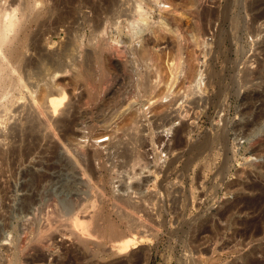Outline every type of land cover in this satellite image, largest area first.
I'll return each instance as SVG.
<instances>
[{
	"label": "rangeland",
	"instance_id": "374dc122",
	"mask_svg": "<svg viewBox=\"0 0 264 264\" xmlns=\"http://www.w3.org/2000/svg\"><path fill=\"white\" fill-rule=\"evenodd\" d=\"M0 6L20 8L31 73L46 61L51 67L65 62L67 75L45 90L53 83L70 99L50 119L41 112L40 121L28 118L34 110L28 87L18 90L25 97L15 90L0 101V264L242 263L232 251L235 227L219 215L235 197L226 185L234 187L242 176L264 181L250 170L251 162L264 164V144L256 147L261 154L253 150V136L242 126L248 114L241 112L243 94L264 87V0H0ZM76 63L89 69L90 83L77 78ZM72 119L77 123L66 122ZM125 122L135 127L130 133ZM257 126L264 136V117ZM77 200L108 213L101 224L112 218L129 228L135 247L110 255L105 245L97 255L95 247L80 250L69 234L38 236L56 203L72 214ZM136 221L142 227L130 228Z\"/></svg>",
	"mask_w": 264,
	"mask_h": 264
},
{
	"label": "bare ground",
	"instance_id": "6f19581e",
	"mask_svg": "<svg viewBox=\"0 0 264 264\" xmlns=\"http://www.w3.org/2000/svg\"><path fill=\"white\" fill-rule=\"evenodd\" d=\"M26 3V2H25ZM24 3V4H25ZM31 3V2H30ZM260 4V3H259ZM20 5V3H19ZM27 5V3H26ZM30 5V4H29ZM4 6V5H3ZM11 6V5H10ZM22 6V5H21ZM250 6V5H249ZM1 7V6H0ZM29 7L30 9V6H27V8ZM139 7V6H138ZM32 8V7H31ZM209 8V7H208ZM212 8V7H211ZM214 8V7H213ZM18 8L17 6H13L12 8H10V10L8 8H6L4 12L1 8H0V101L4 98H8L9 96L12 95L13 97V93L15 90H20V88H23L25 89V87H28L27 89H29V92L32 91V95H31V92H30V95H31V100L34 105H32V107L34 108V110L31 112V113H28L30 114V116L28 117L29 119H31L32 121L34 120H37L39 118H43V116H49V115H52L57 113L59 110H65V107H66V103L68 104L67 101V92L65 91L64 88H62L61 86L58 88V85L56 86L55 85V89L52 87V84H51V90L48 91V90H45V87H50L49 83L48 82H55L56 78L58 77H62V76H65L67 75V72L69 71V68H67L64 63H61V64H56L54 65V67H51V66H48L46 63L45 64H42L39 68L41 69H36L34 72L37 73V77H33L34 76V72L31 73L32 69H31V62H32V58L31 57H28L27 56V52L25 51V46H26V36L23 35V33H20L21 31H23V29L21 28V24L19 23V19H18V15H17V11H18ZM25 9V7H24ZM23 9V10H24ZM28 9V10H29ZM9 10V11H8ZM26 10V9H25ZM32 10V9H31ZM27 12V11H25ZM30 12V10H29ZM205 13V12H204ZM212 13V12H211ZM26 14V13H25ZM162 14V13H161ZM22 15H24V12L22 13ZM165 15V14H164ZM174 15V14H173ZM22 17V16H21ZM20 18V17H19ZM23 18V17H22ZM171 18V17H170ZM200 18V17H199ZM213 18V17H212ZM27 19V18H26ZM174 20V19H173ZM22 21V19H21ZM203 21V20H202ZM238 21V20H237ZM196 22V21H195ZM235 22V21H234ZM160 23V22H159ZM165 23V22H164ZM236 23V22H235ZM163 24V23H162ZM181 25V24H180ZM189 25V24H188ZM207 25V24H206ZM25 26H27L25 24ZM161 26V25H160ZM187 26V25H186ZM193 26V25H192ZM195 26V25H194ZM197 26V25H196ZM236 26V25H235ZM149 27V26H148ZM152 27V26H151ZM158 27V26H157ZM166 27V26H164ZM190 27V26H189ZM199 27V26H198ZM204 27V25H203ZM206 27V26H205ZM24 29L26 27H23ZM178 28V27H177ZM207 28V27H206ZM153 29V28H152ZM161 29V28H160ZM192 29V28H191ZM202 29V28H201ZM26 30V29H25ZM151 30V29H150ZM178 30V29H177ZM185 30V29H184ZM200 30V29H199ZM179 31V30H178ZM195 31V30H194ZM163 32V31H162ZM167 32V31H166ZM197 32V31H196ZM203 32V31H202ZM169 33V32H168ZM172 33V32H171ZM224 33V32H223ZM165 34V33H164ZM176 34V33H174ZM188 34V33H187ZM27 35V34H26ZM155 35V33H154ZM161 36V35H160ZM174 36V35H172ZM178 36V35H177ZM195 36V35H194ZM219 37V36H218ZM162 38V37H161ZM224 38V37H223ZM163 39V38H162ZM219 39V38H218ZM223 40V39H222ZM185 41V40H184ZM193 41V40H192ZM158 42V41H157ZM177 42V41H176ZM179 42V41H178ZM219 42V41H218ZM195 43V42H194ZM173 44V43H172ZM178 45V44H177ZM143 46V45H142ZM181 46V45H180ZM194 46V45H193ZM146 47V46H145ZM144 47V48H145ZM158 47V46H157ZM173 47V46H172ZM190 47V46H189ZM135 48V47H134ZM137 48V47H136ZM162 48V47H161ZM193 48V47H192ZM70 49V48H68ZM132 49V48H131ZM141 49V48H140ZM173 49V48H172ZM179 50V48H177ZM181 49V47H180ZM145 50V49H143ZM147 50V49H146ZM154 50V49H153ZM187 50V49H186ZM111 51V50H110ZM127 51H129L127 49ZM156 51H158L156 49ZM180 51V50H179ZM113 52V51H112ZM145 52V51H144ZM143 52V53H144ZM150 52V50H149ZM65 53V52H64ZM159 53V52H158ZM157 53V54H158ZM165 53V52H164ZM66 54V53H65ZM68 54V53H67ZM123 54V53H121ZM155 54V53H154ZM163 54V53H162ZM63 55V54H62ZM151 55V54H150ZM153 55V54H152ZM45 56V54L43 55ZM74 56V55H73ZM145 56V55H143ZM174 56V55H173ZM51 57V56H50ZM63 57V56H62ZM61 57V58H62ZM70 57V56H68ZM171 57V56H169ZM176 57V56H175ZM37 58V57H36ZM40 58V57H39ZM60 58V57H59ZM72 58V57H71ZM139 58V57H138ZM147 58V57H146ZM164 58V57H163ZM74 59V58H73ZM72 59V60H73ZM155 59V58H154ZM44 61V59H42ZM59 60V59H58ZM156 60V59H155ZM154 60V62H155ZM159 60V59H158ZM173 60V59H172ZM52 61V60H51ZM62 61V60H61ZM64 61V60H63ZM62 61V62H63ZM88 61V60H87ZM91 61V60H90ZM162 61V60H161ZM176 61V60H175ZM76 62V61H75ZM74 62V63H75ZM80 62V61H79ZM137 62V61H136ZM149 62V61H148ZM39 63V62H38ZM42 63V62H41ZM52 63V62H51ZM60 63V62H58ZM68 63V62H67ZM73 63V62H72ZM81 63V62H80ZM89 63V62H88ZM161 63V62H160ZM171 63V62H170ZM254 63V62H253ZM53 64V63H52ZM63 64V65H62ZM77 64V63H76ZM79 64V63H78ZM77 64V65H78ZM126 64V63H125ZM136 64V63H135ZM141 64V63H140ZM152 64V63H151ZM51 65V64H50ZM73 65V64H72ZM179 65V64H178ZM39 66V65H38ZM53 66V65H52ZM74 66V65H73ZM139 66V65H138ZM144 66V65H143ZM51 67V68H50ZM156 67V66H155ZM174 67H176V63L174 65ZM150 68V67H149ZM244 69V68H243ZM242 69V70H243ZM38 70V71H37ZM76 70V69H75ZM102 70V69H101ZM106 70V69H105ZM173 70V69H172ZM241 70V69H240ZM157 71V70H156ZM160 71V70H159ZM180 71V70H179ZM76 72V76L77 78H82L85 79L86 81H88L87 83H90L88 79L91 78V75H88L90 74L91 72H89V69L84 66L83 64H79L78 67H77V70L75 71ZM132 72V71H131ZM176 72V71H175ZM240 72V71H239ZM248 72V71H247ZM73 73V72H72ZM70 73V74H72ZM103 73V72H102ZM107 73V71H106ZM156 73V72H155ZM244 73H245V70H244ZM249 73V72H248ZM264 73V72H263ZM105 74V73H104ZM108 74V73H107ZM126 74V73H125ZM139 74V73H138ZM143 74V73H142ZM147 74V73H146ZM159 74V73H158ZM247 74V73H246ZM246 74H245V78H246ZM258 74V73H257ZM260 74V73H259ZM101 75V74H100ZM128 75V74H127ZM135 75V74H134ZM172 75V74H171ZM241 75V74H240ZM250 75V74H249ZM248 75V76H249ZM264 75V74H263ZM96 76V75H95ZM111 76V75H110ZM146 76V75H145ZM244 76V75H243ZM90 77V78H89ZM242 77V75H241ZM240 77V78H241ZM250 77V76H249ZM27 78H28V81H27ZM33 80H32V79ZM95 78V77H94ZM98 78V77H97ZM105 78V77H104ZM123 78V77H122ZM149 78V77H148ZM35 79V80H34ZM74 79V78H73ZM93 79V78H92ZM263 79H264V76H263ZM48 80V81H46ZM77 80V79H76ZM80 80V79H79ZM81 80V81H82ZM91 80V79H90ZM94 80V79H93ZM109 80V79H108ZM111 80V79H110ZM136 80V79H135ZM164 80V79H163ZM245 80H248V79H245ZM47 82L49 86H46L47 83H44ZM92 81V80H91ZM146 81V80H145ZM243 81V80H241ZM264 81V80H263ZM79 82V81H78ZM104 82V81H103ZM122 82V80H121ZM132 82V81H131ZM245 82V81H243ZM262 82V81H261ZM142 83V82H141ZM152 83V82H151ZM150 83V84H151ZM157 83V82H156ZM239 83V82H238ZM251 83V82H250ZM135 84V83H134ZM145 84V82L143 83ZM147 84V83H146ZM255 84V83H254ZM149 85V84H147ZM244 85V83H243ZM247 85V84H246ZM257 85V84H256ZM259 85V84H258ZM261 85V84H260ZM135 86V85H134ZM138 86V85H137ZM136 86V87H137ZM145 88H146V85H144ZM153 87V86H152ZM242 87V86H241ZM255 87V86H254ZM44 88V90H43ZM143 88V86H142ZM50 89V88H49ZM92 89V87H91ZM94 89V88H93ZM148 89V87H147ZM156 89V88H155ZM158 89V88H157ZM43 90V91H42ZM150 90V89H149ZM162 90V89H161ZM170 90V89H169ZM21 91V90H20ZM18 91L17 93L20 94L21 92ZM25 91V90H24ZM24 91H23V94H24ZM69 91V90H68ZM72 91V90H71ZM141 91V90H140ZM146 91V90H145ZM26 92V91H25ZM35 92H38V95H35ZM49 92V93H47ZM158 92V91H157ZM127 93V92H126ZM148 93V92H147ZM169 93V92H168ZM22 94V93H21ZM20 94V96H21ZM69 94V93H68ZM90 94V93H89ZM165 94V93H164ZM170 94V93H169ZM245 94V93H244ZM243 94V99L245 100V103H247L246 107H244V110L241 111L243 114L247 115V121L245 123H242V126L245 127L246 129H249V133L248 134H251L253 136L252 140H251V146H253V150L256 152L258 151V145H260L261 143L264 144V136L261 135L260 133H257L255 132L256 131V128L258 127L257 125L260 123V120L262 117H264V87L263 89L260 91V90H254L253 92L247 93V95H244ZM26 95V94H25ZM161 95V94H160ZM239 95V94H238ZM15 96V94H14ZM17 96V94H16ZM163 96V95H161ZM167 96V95H166ZM21 97H25L24 95L21 96ZM20 97V98H21ZM76 97V96H75ZM151 97V96H150ZM153 97V96H152ZM156 97V96H155ZM15 98V97H14ZM13 98V99H14ZM132 98V97H131ZM134 98V97H133ZM142 98V97H141ZM154 98V97H153ZM11 99V97H10ZM9 99V100H10ZM17 99V98H16ZM152 99V98H151ZM162 99V98H161ZM166 99V98H165ZM20 100V99H19ZM117 100V99H116ZM131 100V99H130ZM129 100V101H130ZM150 100V99H149ZM176 100V99H175ZM258 100H261L260 102V106L256 109L258 110H255V104L257 103L256 101ZM5 101V100H4ZM12 102V100H10ZM14 101V100H13ZM165 101V100H164ZM174 101V100H172ZM3 102V101H2ZM0 102V103H2ZM7 102L8 99H7ZM30 102V101H29ZM126 102V101H125ZM150 102V101H149ZM148 102V103H149ZM152 102V101H151ZM160 102V101H159ZM175 102V101H174ZM190 102V101H189ZM243 102V101H242ZM96 103V102H95ZM124 103V102H123ZM146 103V104H148ZM7 104V103H6ZM11 104V103H10ZM9 104V105H10ZM27 104V103H26ZM29 104V103H28ZM126 104V103H125ZM172 104V103H171ZM1 105V104H0ZM8 106V108H10ZM13 105V104H12ZM127 105V104H126ZM154 105V103H153ZM159 105V104H158ZM188 105V104H187ZM239 105V104H238ZM259 105V104H258ZM4 106V105H3ZM70 106V105H69ZM113 106V105H112ZM142 106V105H141ZM165 106V105H164ZM163 106V107H164ZM257 106V105H256ZM121 107V106H120ZM242 107V106H241ZM6 108V107H5ZM7 108V109H8ZM68 108V107H67ZM125 108V107H124ZM128 108V107H127ZM126 108V109H127ZM106 109V108H105ZM120 109V108H119ZM134 109V108H133ZM156 109V108H155ZM6 110V109H5ZM10 110V109H8ZM32 108H30L29 111H31ZM130 110V109H129ZM149 110V109H148ZM1 111V110H0ZM4 111V110H2ZM67 111V110H66ZM69 111V110H68ZM107 111V110H106ZM113 111V110H112ZM41 112L44 114H42L43 116H41ZM132 112V111H131ZM165 112V111H164ZM240 112V113H241ZM1 113V112H0ZM59 113V112H58ZM67 113V112H66ZM239 113V112H238ZM48 114V115H47ZM113 114V113H112ZM178 114V113H177ZM111 115V114H110ZM137 115V114H136ZM145 115V114H144ZM155 115V114H154ZM132 116V115H131ZM177 116V115H176ZM55 117V115H54ZM80 117V116H79ZM134 117V116H133ZM140 117V116H139ZM162 117V116H161ZM27 118V119H28ZM37 118V119H36ZM46 118V117H45ZM44 118V121L48 120V117L47 119ZM51 117L49 116V119ZM81 118V117H80ZM79 118V119H80ZM131 119L129 120H132V117H130ZM136 118V117H135ZM142 118V117H140ZM28 119V120H29ZM98 119V117H97ZM55 120V119H54ZM76 120V119H75ZM244 120V119H243ZM40 121V119L38 120ZM42 121V122H44ZM61 121V120H60ZM122 121V120H121ZM190 121V119L188 120ZM240 121V120H239ZM68 122L70 125L71 123L73 122H76L74 121L73 119L71 121H66ZM64 122V123H66ZM92 122V121H91ZM127 122V121H126ZM123 123L122 125V128H124L123 130L125 132H131L130 128L131 127H134L131 123ZM137 122V121H136ZM32 123V122H31ZM30 123V124H31ZM37 123V121L35 122ZM57 123V122H56ZM77 123V122H76ZM133 123H135L133 121ZM184 123V122H183ZM188 123V122H187ZM38 124H40L38 122ZM43 124V123H41ZM59 124V123H58ZM62 124V123H61ZM74 124V123H73ZM93 124V123H92ZM35 127L37 124H33ZM78 125V124H77ZM81 125V124H80ZM78 125V126H80ZM185 125V123H184ZM31 126V125H30ZM61 126V125H60ZM85 124H83L81 127H84ZM186 126V125H185ZM239 126V125H238ZM32 129L34 130L35 127L31 126ZM30 127V128H31ZM37 127H40V126H37ZM36 127V128H37ZM89 127V126H88ZM182 127V126H181ZM242 127V128H243ZM73 128V127H72ZM135 128V127H134ZM133 128V130H134ZM138 128V127H136ZM178 128V127H177ZM183 128V127H182ZM31 129V133H32V130ZM236 129V128H235ZM38 130V129H37ZM73 130V129H72ZM75 130V129H74ZM87 130V129H85ZM36 131V130H34ZM39 131V130H38ZM36 131V132H38ZM80 131V129H79ZM82 131V130H81ZM136 131V130H135ZM138 131V130H137ZM181 131V130H180ZM35 132V133H36ZM75 132V131H74ZM77 132V130H76ZM123 132V133H125ZM243 132V131H241ZM263 132V131H262ZM30 133V134H31ZM122 133V134H123ZM126 133V135H127ZM136 133V132H135ZM39 134V133H38ZM41 134V133H40ZM121 134V135H122ZM133 136H134V131L133 133H131ZM179 134V133H178ZM36 135V134H35ZM50 135V134H48ZM130 135V134H129ZM183 135V134H182ZM219 135V134H218ZM240 135V134H239ZM32 136V135H31ZM37 137H39L38 135H36ZM41 136V135H40ZM65 136V135H64ZM68 136V135H67ZM36 137V138H37ZM62 137V136H61ZM135 137H137L135 135ZM39 139V138H38ZM37 139V140H38ZM67 139V138H66ZM136 139V138H135ZM44 140V139H43ZM80 140V139H79ZM134 140V139H133ZM35 140L33 139V142ZM39 141V140H38ZM65 141V140H64ZM74 141V140H73ZM135 141V140H134ZM31 143L30 145L33 144V147H34V143ZM45 143V142H44ZM95 143V142H94ZM98 143V142H97ZM96 143V144H97ZM132 143V142H131ZM224 143V142H223ZM37 144V142H36ZM35 144V145H36ZM79 144V143H77ZM39 145V144H38ZM37 145V146H38ZM127 145V144H126ZM45 146V145H44ZM49 146V145H48ZM78 146V145H76ZM97 146H100V145H97ZM261 146V145H260ZM31 147V146H30ZM124 147V146H123ZM133 147V146H132ZM224 147V146H223ZM256 147H258L256 149ZM56 148V147H55ZM74 148V146H73ZM101 148V147H100ZM32 149V147H31ZM34 149V148H33ZM85 149V148H84ZM262 149V147H261ZM79 150V149H78ZM97 148L95 149V152L97 153ZM128 150V149H127ZM126 150V151H127ZM264 150V149H263ZM262 150V151H263ZM248 151V150H247ZM261 151V153H262ZM8 152V151H7ZM31 152V150H30ZM55 152V151H54ZM81 152V151H79ZM83 152V151H82ZM89 152V151H88ZM125 152V151H124ZM253 152V151H252ZM75 153V152H74ZM100 153V152H99ZM119 153V152H118ZM259 153V151H258ZM259 153V154H261ZM9 154V153H8ZM71 154V153H70ZM88 154V153H87ZM98 154V153H97ZM96 154V155H97ZM126 154V153H125ZM133 154V153H132ZM2 155V154H1ZM74 155V154H73ZM263 155V154H262ZM80 156V154H79ZM128 156V153L127 155ZM132 157V155H129ZM250 156V155H249ZM248 156V157H249ZM6 157V156H5ZM76 157V156H75ZM135 157V156H134ZM91 158V157H90ZM94 158V157H93ZM256 160V159H255ZM75 161V160H74ZM129 161V160H128ZM137 161V160H136ZM135 161V162H136ZM76 163V162H75ZM79 163V161H78ZM94 164V163H93ZM80 165V164H79ZM228 165V164H227ZM251 165L252 167H250L251 169L250 170H255L257 172V174L259 176H262L264 178V164L260 163V162H251ZM250 165V166H251ZM52 166V165H51ZM71 167V166H70ZM224 167V166H223ZM243 167V166H242ZM88 168V167H87ZM227 168V167H226ZM92 169V168H91ZM223 169V168H222ZM247 169V168H246ZM223 171V170H222ZM251 171V172H252ZM228 172V171H227ZM243 173L240 172V174H244L246 172L242 171ZM247 175V173H246ZM240 176V175H239ZM250 176V175H249ZM52 177V176H51ZM248 178V176H246ZM246 178V179H247ZM256 178V177H255ZM246 179L242 176V177H239L238 180L236 181L237 184H233L235 185L234 187H232V185H226L225 186V189H226V192H231L234 193L235 197L232 201H230L225 207L224 209L220 212V219H223V220H228L229 221V224H233V226L235 227V237L234 239L236 240L235 241V245L234 247H232V251L233 252H238L240 253L238 256H241L243 259V262H239V264H264V181L261 183L260 181L254 179V178H249L247 181ZM27 194V193H26ZM30 194V193H29ZM40 196V195H39ZM82 196V195H81ZM92 196V195H91ZM27 197V196H26ZM31 197V195H30ZM30 197L26 198L28 201L27 204L29 203H34V197H33V200H31L30 202ZM79 197V195H78ZM127 197V196H126ZM83 198V197H82ZM85 198V197H84ZM120 198V197H119ZM25 199V200H26ZM54 199V198H53ZM76 199V197H75ZM78 199V198H77ZM81 199V198H80ZM122 199V197H121ZM120 199V200H121ZM119 200V199H118ZM116 199V201H118ZM119 200V202H120ZM125 200V198H124ZM122 200V201H124ZM127 200V199H126ZM134 200V199H133ZM23 201V200H22ZM55 201V200H53ZM73 201V200H72ZM80 201V200H79ZM128 202L131 201L130 200H127ZM227 201V200H226ZM26 202V201H25ZM76 202V201H74ZM73 202V203H74ZM82 202V201H81ZM84 202V201H83ZM126 201H124L122 204L124 207V209H126V206L128 208V206L130 205H126L124 204ZM228 202V201H227ZM22 203V202H21ZM56 203V202H55ZM72 203V204H73ZM89 203V202H88ZM134 202H132L131 204H133ZM156 203V202H155ZM76 205H72L74 206V208L76 210L73 211L72 214H67L66 211H68L66 209V211H64L63 209H60L61 207L58 208L57 206V203L54 205L56 206L55 208L53 207L51 212L48 214V219L47 221H45V225L44 227L42 226L39 230L40 234L38 236H42L45 234V233H55V232H59L60 234L62 233L63 235L65 234H69V236L72 238V240H74L77 244H78V247L80 250H87V248H93V251L95 250L94 247L96 248V251H99L101 250L103 247H106L108 246V248H106V253L110 254V255H117V254H122L123 252H126L127 248H130L132 247V244L133 243V239L134 238H131L128 233L126 235V232L125 231H129L130 229L126 228V230L124 231L123 229H121V227L118 226L117 224V221H115L114 219L110 218V220H107V225L105 224H101L100 220H102L103 218H105V216L108 217V213L105 214L103 213L102 211H98L97 208L96 209H89V205H87V202H85V204H79L78 203V200H77V203H74ZM92 204V203H91ZM95 204V203H94ZM115 204V203H114ZM120 204V203H119ZM136 204V203H135ZM134 204V205H135ZM60 205V204H59ZM98 205V204H97ZM96 205V206H97ZM126 205V206H125ZM149 205V204H148ZM147 205V206H148ZM151 205V204H150ZM113 206V205H112ZM121 206V204L119 205V207ZM136 206V205H135ZM142 206V205H141ZM144 206V205H143ZM114 207V206H113ZM121 207V208H122ZM72 208V207H71ZM73 208V209H74ZM145 208V207H144ZM149 208V207H148ZM151 208V207H150ZM26 209V208H25ZM35 209V208H34ZM118 209V207H117ZM122 209V211L124 210ZM130 209V207H129ZM129 209H126L129 210ZM142 209V208H141ZM29 210V209H28ZM49 210V211H50ZM97 210V211H96ZM133 210V209H131ZM130 210V211H131ZM145 210V209H144ZM217 210V209H216ZM110 211V210H109ZM118 211V210H117ZM115 211L117 214L118 212ZM120 211V209H119ZM121 211V212H122ZM136 211V210H135ZM137 211H140L139 209ZM160 211V209H159ZM219 211V210H218ZM31 212V211H30ZM72 212V211H71ZM143 212V211H141ZM115 213V214H116ZM124 215L126 214L127 217H129V213H126V212H123ZM145 213V212H144ZM110 214V213H109ZM116 214V215H117ZM121 214V213H120ZM147 214V213H146ZM30 215V214H29ZM144 215V214H143ZM110 216V215H109ZM119 216V214H118ZM123 215H121L120 217H122ZM126 216H124L126 218ZM238 216H242L241 218H238ZM112 217V216H111ZM114 217V216H113ZM154 217V216H153ZM47 218V217H46ZM135 218V217H134ZM138 218V216H137ZM151 218V217H150ZM30 219V218H29ZM106 219V218H105ZM153 219V218H152ZM128 220V219H127ZM132 220V219H131ZM154 220V219H153ZM106 221V220H105ZM25 222V221H24ZM44 223V222H43ZM106 223V222H105ZM129 223V222H128ZM135 223V222H134ZM144 223V222H143ZM121 224H122V221H121ZM125 224V223H124ZM127 224V223H126ZM138 225L141 226L140 222L136 221V224H133V226L130 225L129 223V226H131L130 228H134L135 229L137 228L138 229ZM121 226V225H120ZM145 226V225H143ZM211 226H212V222L211 223H208L205 227H204V231L206 232L207 230L210 231L211 229ZM32 227V226H31ZM40 227V226H39ZM125 227V225H124ZM122 227V228H124ZM127 227V226H126ZM139 227V228H140ZM221 227V226H220ZM148 228V227H147ZM226 228V227H225ZM224 229V228H223ZM108 230H111V232L109 234H107V231ZM151 230V229H150ZM212 230V229H211ZM114 231V232H113ZM131 231V230H130ZM139 231V230H138ZM142 231V230H141ZM220 231V230H219ZM134 232V230H132V233ZM147 232V230H146ZM222 232V231H221ZM131 233V232H129ZM135 233V232H134ZM61 234V235H62ZM137 234V233H135ZM208 234V233H207ZM52 235V234H51ZM109 235V236H108ZM132 235V234H131ZM140 235L141 236H144L141 234L140 232ZM232 235V234H231ZM234 235V234H233ZM46 236V235H45ZM50 236V235H49ZM53 236V235H52ZM137 236V235H136ZM212 236V234H211ZM209 235V237H211ZM25 237V236H24ZM47 237V236H46ZM146 237V236H145ZM225 237V236H224ZM138 238H140L138 236ZM143 238V237H142ZM214 238V237H213ZM222 238V237H221ZM226 239L227 236L225 237ZM24 239V238H23ZM40 239V238H39ZM38 239V240H39ZM136 239V238H135ZM232 239V237H231ZM230 239V240H231ZM232 239V240H234ZM45 240V239H44ZM43 240V241H44ZM140 240H142L140 238ZM209 240V238H208ZM41 241V240H40ZM41 241V242H43ZM137 241V240H136ZM134 240V242H136ZM224 241V240H223ZM23 242V241H22ZM39 242V241H38ZM40 242V244H41ZM46 242V241H44ZM43 242V245L45 246ZM213 242V241H212ZM211 242V243H212ZM234 242V241H233ZM223 243H230V241H225ZM222 243V245H223ZM21 244V243H20ZM26 244V243H25ZM36 244V243H34ZM47 244V243H46ZM136 244V243H135ZM225 244V245H226ZM234 244V243H233ZM22 245V244H21ZM106 245V246H105ZM221 245V246H222ZM223 245V247L225 246ZM17 246V245H16ZM30 246V245H29ZM220 246V245H219ZM230 246V245H229ZM21 247V246H20ZM25 247V246H23ZM37 247V246H36ZM41 247V246H39ZM77 247V248H78ZM97 247L98 248H101L99 250H97ZM135 247V246H134ZM132 247V249L134 248ZM137 247V246H136ZM207 247V246H206ZM209 247V246H208ZM222 247V249H223ZM11 248V247H10ZM14 248V247H13ZM26 248V247H25ZM34 248V247H33ZM225 248V247H224ZM12 249V248H11ZM16 249V248H15ZM20 249H24V248H20ZM39 249V248H38ZM105 249V248H104ZM103 249V250H104ZM227 249V248H226ZM231 249V248H229ZM43 250V248H42ZM78 250V249H77ZM100 252L97 254V255H100V254H104L105 252ZM22 251V250H21ZM26 251V250H25ZM76 251V250H75ZM105 251V250H104ZM129 251V250H128ZM127 251V252H128ZM131 251V250H130ZM222 251V250H221ZM227 251V250H226ZM229 251V250H228ZM25 253V252H24ZM29 253V252H28ZM44 253V252H42ZM47 253V252H46ZM97 253V252H96ZM96 253H94L96 255ZM222 253V252H221ZM39 255V254H37ZM42 255V254H41ZM45 255V254H44ZM17 256V255H16ZM46 256V255H45ZM44 256V257H45ZM237 256V255H236ZM25 257V256H24ZM76 257V256H75ZM103 257V256H101ZM240 257V258H241ZM43 258V257H42ZM82 258V257H81ZM38 260V259H37ZM122 261V260H121ZM131 261V260H130ZM129 261V262H130ZM16 262V261H15ZM42 262V261H41ZM223 262V261H222ZM238 263V262H237Z\"/></svg>",
	"mask_w": 264,
	"mask_h": 264
}]
</instances>
